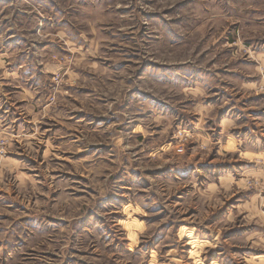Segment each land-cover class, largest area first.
Instances as JSON below:
<instances>
[{
	"label": "rangeland",
	"instance_id": "obj_1",
	"mask_svg": "<svg viewBox=\"0 0 264 264\" xmlns=\"http://www.w3.org/2000/svg\"><path fill=\"white\" fill-rule=\"evenodd\" d=\"M0 264H264V0H0Z\"/></svg>",
	"mask_w": 264,
	"mask_h": 264
}]
</instances>
